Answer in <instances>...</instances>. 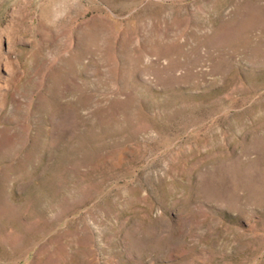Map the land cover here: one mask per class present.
Wrapping results in <instances>:
<instances>
[{"label": "rangeland", "instance_id": "obj_1", "mask_svg": "<svg viewBox=\"0 0 264 264\" xmlns=\"http://www.w3.org/2000/svg\"><path fill=\"white\" fill-rule=\"evenodd\" d=\"M0 264H264V0H0Z\"/></svg>", "mask_w": 264, "mask_h": 264}]
</instances>
